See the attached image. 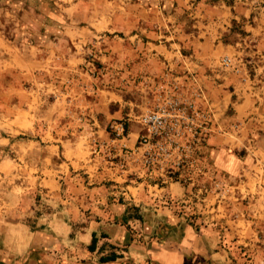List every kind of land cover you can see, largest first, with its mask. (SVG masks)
<instances>
[{"label": "rangeland", "instance_id": "1", "mask_svg": "<svg viewBox=\"0 0 264 264\" xmlns=\"http://www.w3.org/2000/svg\"><path fill=\"white\" fill-rule=\"evenodd\" d=\"M83 179L143 252L264 264V0H0V211L41 229Z\"/></svg>", "mask_w": 264, "mask_h": 264}, {"label": "crops", "instance_id": "2", "mask_svg": "<svg viewBox=\"0 0 264 264\" xmlns=\"http://www.w3.org/2000/svg\"><path fill=\"white\" fill-rule=\"evenodd\" d=\"M72 155L71 151L65 153L73 168H85V165L77 166ZM82 185H86L84 179ZM130 189L138 188L130 186ZM134 192L132 190L130 195L135 196ZM108 196L105 185L84 187L80 193L76 190L68 201L69 209L41 216L39 226L42 227L38 230L25 222V218L33 215V209L24 212V209H8L3 215L0 211V264H139L149 258L152 264H184L181 254L172 251L151 255L135 243L131 244L129 225L114 223L121 211L119 205L110 207ZM78 199L83 203L87 201L88 206H79ZM94 237L98 241L95 250L91 251L89 246ZM126 241L131 245L126 246L125 258L116 256L115 260L103 262V258L110 256V248L117 250Z\"/></svg>", "mask_w": 264, "mask_h": 264}, {"label": "built area", "instance_id": "3", "mask_svg": "<svg viewBox=\"0 0 264 264\" xmlns=\"http://www.w3.org/2000/svg\"><path fill=\"white\" fill-rule=\"evenodd\" d=\"M168 116H170V113H168L166 109L164 111H154L144 115L141 119V123L148 129L150 136H143L141 143H150L151 137H159L166 134L168 129ZM116 130H118V135L124 133V127L122 125H118Z\"/></svg>", "mask_w": 264, "mask_h": 264}, {"label": "trees", "instance_id": "4", "mask_svg": "<svg viewBox=\"0 0 264 264\" xmlns=\"http://www.w3.org/2000/svg\"><path fill=\"white\" fill-rule=\"evenodd\" d=\"M95 243H96V238L94 239V242H93V245L91 246V249L94 250L95 248ZM116 259V256H113V257H106V258H103V262H106V261H111V260H115Z\"/></svg>", "mask_w": 264, "mask_h": 264}]
</instances>
